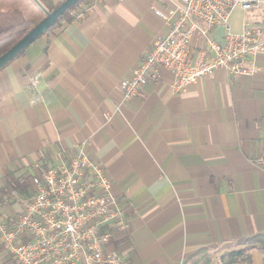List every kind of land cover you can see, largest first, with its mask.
Returning <instances> with one entry per match:
<instances>
[{
    "label": "crops",
    "instance_id": "1",
    "mask_svg": "<svg viewBox=\"0 0 264 264\" xmlns=\"http://www.w3.org/2000/svg\"><path fill=\"white\" fill-rule=\"evenodd\" d=\"M175 1L101 0L82 18L67 11L0 69V199L30 189L34 164L84 142L126 204L127 233L114 248L128 264H183L201 249L264 236V55L252 76L217 70L180 92L162 70L143 98L121 102L120 81L167 31L153 10L166 15ZM14 10L33 25L47 14L40 0H0V12ZM241 12L237 29L264 19L263 10ZM209 36L221 42L223 29ZM201 45L193 42L191 59ZM250 255L264 264L262 246ZM0 264L19 263L0 245Z\"/></svg>",
    "mask_w": 264,
    "mask_h": 264
},
{
    "label": "built area",
    "instance_id": "2",
    "mask_svg": "<svg viewBox=\"0 0 264 264\" xmlns=\"http://www.w3.org/2000/svg\"><path fill=\"white\" fill-rule=\"evenodd\" d=\"M99 1L85 0L68 12L82 18ZM236 9L264 11V0H177L166 15L153 10L167 31L153 40L129 76L120 81L121 102L143 98V87L159 81L162 70L173 75L174 92L217 70L233 78L252 76L253 60L264 55V19L251 23L243 18L234 32L230 17ZM214 26L223 29L221 42L209 36ZM194 41L203 45L191 59ZM34 85L32 104L41 98ZM256 162L264 165V158ZM33 170L26 193L11 189L0 199L6 210L0 207V245L16 262L128 264L114 248L127 233L126 204L113 196L111 179L90 159L84 142L59 148L34 164Z\"/></svg>",
    "mask_w": 264,
    "mask_h": 264
},
{
    "label": "trees",
    "instance_id": "3",
    "mask_svg": "<svg viewBox=\"0 0 264 264\" xmlns=\"http://www.w3.org/2000/svg\"><path fill=\"white\" fill-rule=\"evenodd\" d=\"M40 2L46 13L53 11L57 7H52L50 0H40ZM64 16L65 14L56 20L49 31L56 27ZM34 26L33 22L26 19L18 10L0 12V56L18 43ZM23 52L24 50L21 51L19 55ZM9 179L8 183H10L13 188L20 190L24 189L25 186L20 180H15L13 178ZM257 244L264 248V236H254L238 242L226 243L221 249L217 247L201 249L194 256L184 261L183 264H209L211 259L223 249L226 250L220 255L217 264H252L250 250Z\"/></svg>",
    "mask_w": 264,
    "mask_h": 264
},
{
    "label": "water",
    "instance_id": "4",
    "mask_svg": "<svg viewBox=\"0 0 264 264\" xmlns=\"http://www.w3.org/2000/svg\"><path fill=\"white\" fill-rule=\"evenodd\" d=\"M82 0H64L53 11L46 14L45 18L36 24L18 43L0 56V69L16 58L21 51L31 45L39 36L47 32L67 10Z\"/></svg>",
    "mask_w": 264,
    "mask_h": 264
},
{
    "label": "rangeland",
    "instance_id": "5",
    "mask_svg": "<svg viewBox=\"0 0 264 264\" xmlns=\"http://www.w3.org/2000/svg\"><path fill=\"white\" fill-rule=\"evenodd\" d=\"M242 16H243V13L239 9H236L233 11V13L230 17V26H231L232 31L237 32V30H238L237 26L240 23Z\"/></svg>",
    "mask_w": 264,
    "mask_h": 264
},
{
    "label": "bare ground",
    "instance_id": "6",
    "mask_svg": "<svg viewBox=\"0 0 264 264\" xmlns=\"http://www.w3.org/2000/svg\"><path fill=\"white\" fill-rule=\"evenodd\" d=\"M82 1H83V0H82ZM80 2H81V1H80ZM78 3H79V2H78ZM75 5H76V4H75ZM75 5H74V6H75ZM71 8H72V7H71ZM71 8H70V9H71ZM67 11H68V10H67ZM67 11H66V12H67ZM66 12H65V13H66Z\"/></svg>",
    "mask_w": 264,
    "mask_h": 264
}]
</instances>
